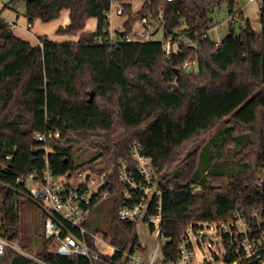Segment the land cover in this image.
<instances>
[{"label":"trees","instance_id":"trees-1","mask_svg":"<svg viewBox=\"0 0 264 264\" xmlns=\"http://www.w3.org/2000/svg\"><path fill=\"white\" fill-rule=\"evenodd\" d=\"M22 1L10 0L4 8L14 9ZM237 1L144 0L133 13L129 3L118 0L121 16L127 17L123 31L115 32L114 43L102 44L96 38L110 36L105 16L108 0L25 2L29 24L36 20L47 24L68 11L69 24L59 27L56 34L80 33L75 43L41 36L38 44L31 45L15 36L0 16V214H5L2 234L9 241H18L28 252L19 237L20 198L8 186L15 185L18 175L42 170L46 156L50 170L59 177L108 172L102 192L111 199L108 231L114 251L107 255L99 250L87 218L85 241L102 259L58 256L42 240L35 256L43 264H117L122 251L142 254L136 224L117 217L125 190L118 165L124 161L135 166L130 153L133 145L161 176L159 236L166 240L161 247L162 264L176 260L188 228L196 232L200 224L226 221L237 204L255 199L254 181L264 165V0L260 32L243 19ZM222 6L233 18L238 16L239 28H231L215 46L208 32L214 24V9ZM148 16L163 39L177 45L176 54L166 57L162 41L120 40ZM92 18L97 21L95 31L82 33ZM187 62L197 63L195 73L183 68ZM221 122L226 124L223 147L234 144L239 136H249L235 154L242 168L230 179L212 172L201 178L202 156L198 149H189ZM48 132L58 133L59 139L47 142L45 154L34 135ZM86 149L93 157L77 162L75 158ZM175 163V170L166 173ZM149 212L154 214L151 208ZM103 235L106 238L107 233ZM0 264L39 263L6 250Z\"/></svg>","mask_w":264,"mask_h":264},{"label":"built area","instance_id":"built-area-1","mask_svg":"<svg viewBox=\"0 0 264 264\" xmlns=\"http://www.w3.org/2000/svg\"><path fill=\"white\" fill-rule=\"evenodd\" d=\"M109 10L105 13L108 21L113 17L121 16L122 6L118 0H108ZM171 1V0H167ZM216 11V8L214 9ZM160 19L163 12L159 13ZM161 23V20H160ZM140 30H133L124 35L120 40L125 43H143L152 40L154 22L151 17L139 21ZM114 32L110 31L108 39L96 38L98 44L114 43ZM166 57L172 52L177 53L176 44L172 46L170 39H163ZM220 41H215L218 46ZM185 70L195 73L197 63H185ZM58 133H36L34 142L41 144L45 154L48 153L47 142L58 140ZM132 160L135 166L127 162H120L118 165L119 182L125 186L123 193V204L117 209V217L120 221L137 224L145 222L152 226V233L159 235L161 219V197L162 190L159 188V179L155 177L151 166V160L145 157L140 148L133 145L130 148ZM45 166L40 171L18 175L15 178V185L8 186L12 194L19 198H25L33 202L41 211L43 240L49 242L51 251L55 255L63 257H82L95 261L102 259L92 247L85 241L88 231L85 227V220L89 218L94 207L106 200L107 192H102L105 187V178L108 172L101 175L84 172L75 179L59 177L53 174L48 166L47 156ZM5 159H9L6 156ZM86 175L88 177L86 178ZM65 178V182L60 179ZM94 178L103 182V186L95 191L91 189ZM79 180H83L79 183ZM255 199H244L237 204L231 212L228 220L219 224H207L209 228L216 227L221 236V243L225 251L223 259L227 264H262L264 261V165H262L254 181ZM2 206L0 205V208ZM154 214H149V209ZM5 222V214H0V256L6 250H11L25 258L43 264L35 254L23 250L18 241L11 242L2 234V226ZM192 230V229H191ZM98 247L108 246L112 248L109 240H101L96 235H91ZM198 243V242H197ZM200 246V243H198ZM121 261L117 264H151L154 260L150 257L148 263H144L141 254L122 251ZM169 264H198L195 263L192 243L188 233L181 239L177 258ZM201 264H208L206 261Z\"/></svg>","mask_w":264,"mask_h":264},{"label":"rangeland","instance_id":"rangeland-1","mask_svg":"<svg viewBox=\"0 0 264 264\" xmlns=\"http://www.w3.org/2000/svg\"><path fill=\"white\" fill-rule=\"evenodd\" d=\"M10 0H0L3 4L8 3ZM126 3H129L132 8V12L136 13L141 9V6L144 0H123ZM19 10L25 8V3L22 1L18 3L16 6ZM225 7V6H222ZM21 12V11H19ZM220 17V16H219ZM126 16H118L113 17L111 21H109L110 31L113 33V38L116 39L115 32H122L123 31V24L126 21ZM60 21V20H59ZM43 29H40L42 34L47 36L52 35L49 34V29L54 24H45L38 22ZM69 24V23H68ZM66 27V26H65ZM231 27L237 31L238 30V23L231 21ZM139 21L134 24L133 32L140 30ZM35 29V28H34ZM36 32V31H35ZM228 33L227 26H222L221 29H212L210 30L209 37L211 39H223ZM56 42H65L63 39L59 37H55ZM73 36H66L65 40L72 41ZM152 40L154 41H162L163 40V33L161 30L157 29V26H154ZM217 41V39H216ZM215 42V41H214ZM226 130L225 122H221L218 126H216L213 130H211L204 138L195 143L190 147V151L199 150L202 158L201 162L198 167V171L200 177L206 176L209 172L212 173H221L225 175L228 179L232 176L236 175L242 168V163L239 161L238 158L235 157V154L239 151L244 143L249 140L248 135L239 136L235 139L234 144L231 145H223V133ZM188 150V151H189ZM93 152L89 151L88 149L84 150L81 154H79L75 160L77 162L80 161H87L91 157H93ZM177 163L171 166L166 173H171L175 170ZM155 173V172H154ZM155 177L159 179V176L155 174ZM60 181L65 182V178L60 179ZM83 180H79V183H82ZM103 186V182L98 179L94 178V184L91 186V189L97 191ZM111 199H106L100 203H98L91 215L89 216V224H91L93 231L92 235H96L100 237L101 240H109L110 235L108 231L109 227V220L111 216ZM17 209L20 210V241L23 245L28 246V253L35 254L40 249L42 243V218H41V211L39 208L31 201L20 198L17 201ZM199 229L196 232H193L191 228H188L186 233H188L190 237V241L193 247V253L195 258V263L201 264L202 262L206 261L208 264H227L223 259L225 255L224 248L221 243V236L218 233L216 227H212L211 229L207 224H200ZM107 233L106 238H103V233ZM135 232L138 237V242L141 246L148 247L149 249L155 248L157 245L162 247L165 243V239L158 236V239L155 237L154 234H150L148 227L143 222L137 223L135 226ZM158 240V242H157ZM200 243V246L198 243ZM131 243L128 242L127 247L129 248ZM142 247V246H141ZM51 249V246H49ZM99 250L107 255L112 253L110 247H100L98 246ZM157 249V248H156ZM144 251V250H143ZM142 251V252H143ZM156 253V256H155ZM154 254L155 263L154 264H162L161 261V254L160 251L157 250H150L145 255L149 258V255ZM151 257V256H150ZM264 264V261L262 262Z\"/></svg>","mask_w":264,"mask_h":264},{"label":"crops","instance_id":"crops-1","mask_svg":"<svg viewBox=\"0 0 264 264\" xmlns=\"http://www.w3.org/2000/svg\"><path fill=\"white\" fill-rule=\"evenodd\" d=\"M262 1L263 0H238L237 1L236 9L241 13L243 19H246L249 21L251 28L255 32H260L262 30V21H261V14H260V4ZM19 11H21V12H19ZM0 16L11 26L12 32L15 36L19 37L23 41L30 43L31 45L38 44V37H41V36H45L51 41H55L54 38L59 37V38L63 39V41H65V42L75 43V42H77L79 34H80V33H78L77 35L73 36L72 41L65 40V38H66L65 35H57L56 34V30L59 27H65L69 23V12L66 10L61 12L60 17L58 19H56L50 23H47V24H51V23L56 24V25H52L49 29V34L52 35L53 37L47 36V35L42 34L40 32L41 31L40 29H43L40 25H38L39 24L38 22H40V21L36 20L32 24H29L27 22V19L25 18V8L21 9V10H19L16 7H14V9H10V8L5 9L4 4L2 2H0ZM213 17H214V24H213V27L211 28V30L212 29H214V30L221 29L222 26L226 25L227 29H228V33H229V30L232 28L231 27V21L236 22V23L240 22L238 20V16L236 18H233L232 15H230L228 13L226 7L218 8L215 11V14ZM96 25H97L96 19H93V18L89 19L86 22L85 28L83 29L82 33H89V32L95 31ZM216 39L218 41H221V39H219V38H216ZM216 39L215 40L212 39V40L216 41ZM144 224H146V223H144ZM147 227H148L150 234H154L155 237L158 239L159 235H156V233H152L150 231V228L148 225H147ZM157 242H158V240H157ZM141 246H142L144 251L142 252V254L140 256H141L142 261L144 263H148L150 261L151 255H149V258L146 257V255H145L148 251H150V250L154 251V250L158 249L160 251V254H161V247L158 245L153 249H149L148 247L143 246L142 244H141ZM155 256H156V253H155ZM160 256H161V261L163 262L162 254ZM153 259L154 260H152L150 262L151 264L155 263V258H153Z\"/></svg>","mask_w":264,"mask_h":264},{"label":"water","instance_id":"water-1","mask_svg":"<svg viewBox=\"0 0 264 264\" xmlns=\"http://www.w3.org/2000/svg\"><path fill=\"white\" fill-rule=\"evenodd\" d=\"M23 1H24V2H29V1H31V0H23ZM171 87H172V89H176V85H175V84H172ZM92 100H93V92H90V93H89V100H88V102L91 103ZM87 177H88V175H86V178H87Z\"/></svg>","mask_w":264,"mask_h":264},{"label":"bare ground","instance_id":"bare-ground-1","mask_svg":"<svg viewBox=\"0 0 264 264\" xmlns=\"http://www.w3.org/2000/svg\"><path fill=\"white\" fill-rule=\"evenodd\" d=\"M56 41V40H55ZM157 235V234H156ZM151 256H153L154 257V254H152Z\"/></svg>","mask_w":264,"mask_h":264}]
</instances>
